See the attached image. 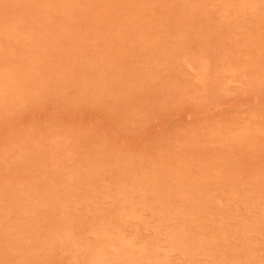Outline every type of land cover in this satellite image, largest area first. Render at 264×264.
<instances>
[{"label":"rangeland","instance_id":"1","mask_svg":"<svg viewBox=\"0 0 264 264\" xmlns=\"http://www.w3.org/2000/svg\"><path fill=\"white\" fill-rule=\"evenodd\" d=\"M0 264H264V0H0Z\"/></svg>","mask_w":264,"mask_h":264}]
</instances>
